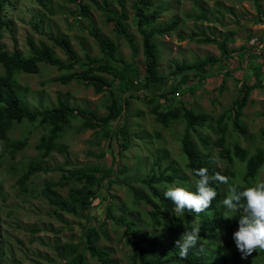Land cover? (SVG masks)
<instances>
[{
	"label": "rangeland",
	"instance_id": "374dc122",
	"mask_svg": "<svg viewBox=\"0 0 264 264\" xmlns=\"http://www.w3.org/2000/svg\"><path fill=\"white\" fill-rule=\"evenodd\" d=\"M81 1L90 6L91 17L88 20L74 14L76 5L69 0H48L47 6H43L38 0H9L0 12V49L5 48L10 52L17 49L26 54L28 37L36 43L51 44L49 34L53 33L67 36L80 57H83L85 50L96 56L99 55V48L89 33V29L96 27L101 34L113 39L119 46L118 53L125 60H129L131 51L128 44L106 22L105 14L91 0ZM121 1L128 15L126 21L128 30L134 35L138 47V54L133 61L141 62L143 60L141 36L136 29L131 6L134 0ZM258 2L264 11V0ZM154 4L167 7L159 18L160 23L168 21L173 16L181 17L175 33L157 36L161 53L159 71L163 75L172 70L174 61L191 62L208 55L218 57L220 51L215 43L198 40L204 35L219 37L227 35L230 37L227 42L229 48L243 45L259 51L262 47V43L257 45V41L264 35V22H254L257 11L253 0H154ZM111 7L118 12L122 8L119 0H111ZM202 11L205 12L207 19L194 17ZM187 14L192 16L188 17ZM40 15H43L42 27L36 29ZM177 32L182 33L184 37L181 38ZM191 34L193 38H188L187 35ZM55 51L62 59L66 58L60 48H55ZM114 65L119 70L120 82L131 91L147 93L148 89L169 85L168 80L164 83L138 84L133 68L120 63ZM214 67H211L210 71ZM224 73V70L215 71L203 80H190L184 83L170 95L171 101L182 100L195 111L206 113L210 117L208 125H215L218 115L228 108L237 96L240 85L233 78L236 74L224 76ZM238 73L243 79H255L263 84L262 87L254 88L250 92L248 103L243 109L242 121L247 128V138L232 130L230 125L226 134L230 147L238 141L251 153L257 147L264 149V66L260 59H251ZM59 74L60 70L44 63L40 64L37 73L17 74L18 84L29 107L52 106L56 103L57 96H61L69 104L87 107L98 114L106 112V105L109 102L107 92L96 94L91 87H85L76 81L67 84L53 81L52 78ZM222 78L224 83L222 90L219 91L218 85ZM160 102H163L162 98ZM150 107L151 104L143 100L135 98L129 100L125 115L131 135L129 146L117 157L118 171L111 177L112 183L105 180L98 198L93 200L89 211L90 219L104 231L99 245L110 252L111 264L137 263H133L129 257L130 248L122 239L121 227L111 219L105 218L109 202L113 205L114 215L124 214L122 211L124 209L126 215L136 220L141 234L148 233L152 228L148 223L145 203L142 200L135 201L128 191L126 182L139 189H145L141 178L152 169L159 171L154 165L158 155L164 156L161 169L169 163L178 169L175 180L159 184L161 188L177 181L181 185H192L195 181L186 167L187 159L181 149L185 123L179 119L165 127L154 119ZM80 123L79 119H73L64 128L61 141L67 143L68 149L65 152L53 151L40 160L41 170L30 176L27 192L21 191L17 179L26 170L28 163L37 157L35 144L40 134L44 132L43 126L33 125L27 121L13 124L8 132V138H27V145L13 157L6 152L5 141L0 140V264H58L56 247L62 243L80 242L79 250L83 248L85 243L83 216L57 212L40 195L45 180L59 178L60 173L54 167L63 163L65 159L79 166L106 168L110 165L113 152L115 153L117 149L112 132L119 122L117 120L111 122L104 130L86 128L78 131ZM191 136L199 150L207 154L214 165L232 171L237 169L242 174L244 164L237 158L233 165H229L219 157L218 149L213 145L216 134L209 126L198 127L196 131L191 132ZM204 137L209 142L206 148L200 141ZM184 176L186 180L182 179ZM240 179L241 177L234 176L229 182L236 183ZM258 179H264V164L258 172ZM66 189L65 186L58 188L61 194H65ZM194 224H198L197 219H194ZM165 234L161 238L162 243L172 239V235L167 231ZM232 237L224 232L219 239L224 264H264V251L259 249L247 259H242ZM85 257L90 264H101L87 252Z\"/></svg>",
	"mask_w": 264,
	"mask_h": 264
},
{
	"label": "trees",
	"instance_id": "16d2710c",
	"mask_svg": "<svg viewBox=\"0 0 264 264\" xmlns=\"http://www.w3.org/2000/svg\"><path fill=\"white\" fill-rule=\"evenodd\" d=\"M9 0H0V12ZM43 6H47L48 0H38ZM75 3V15L89 19L90 6L81 0H69ZM196 1V0H194ZM256 5L257 14L254 22H264V11L258 0H253ZM91 2L105 14L106 22L112 26L113 31L125 39L131 51V58L125 60L118 53V44L110 37L101 34L96 28L89 29L90 35L94 38L99 48V55L93 56L85 50L83 57H80L74 49L70 39L61 34H49L51 44L36 43L28 37V53L24 54L20 50L8 51L0 49V140L6 144V152L13 157L16 152L21 151L27 145V138L10 139L8 132L14 123L29 122L43 126L44 132L40 134L35 149L37 157L28 163L27 168L18 177L17 183L22 192H27L30 176L41 170L40 160L50 155L53 151L65 152L68 149L67 143L61 141L64 128L73 119L81 121L78 131L86 128L104 130L113 121L119 124L112 132L117 149L113 152L111 163L106 168H99L90 165H73L69 159L57 164L54 168L60 175L57 180L47 179L40 189V195L54 207L57 212H65L72 215L83 216V233L85 243L79 250V243L72 241L64 242L57 248L58 264H90L85 253L95 258L101 264H111L110 252L99 245V240L104 231L100 225L94 224L90 219L89 211L92 208L93 200L98 198L99 190L104 186L105 180L112 183V176L118 171L117 157L126 150L130 143V132L128 122L125 117L127 106L131 98L143 100L151 104L150 112L154 119L167 127L172 121L179 119L185 123L184 132L181 138V149L187 161L186 167L189 169L194 179V170L207 168L210 176L219 174L229 178L241 177L236 183L243 190L253 186L258 179V172L264 164V149L257 147L253 152L241 146L235 141L230 147L226 134L229 125L232 130L247 138V128L242 121L243 109L248 103L250 92L254 88L262 87L255 79H243L238 71L242 70L251 59H260L264 66V35L258 38L257 45L262 43L259 51L254 48H247L241 45L238 48H229L227 42L230 37L227 35L207 36L198 38L201 42L215 43L220 51L218 57L208 55L191 62L174 61L172 70L163 75L159 71L161 53L157 36L170 35L176 32L181 22V17L173 16L168 21L160 23L159 18L167 8L161 4H154V0H134L131 4L134 14V22L137 31L141 36L142 55L141 62L133 59L138 54V47L135 37L129 32L126 21L128 15L123 7L116 11L111 7V0H91ZM188 17L192 16L187 14ZM200 19H207L205 12L194 16ZM43 15L39 16L36 22V29L42 27ZM177 34L183 38L182 33ZM193 38V34L187 35ZM60 48L65 59H62L55 51ZM244 58V59H243ZM48 64L61 71V74L52 78L62 84L71 81L81 83L85 87H91L96 94L107 92L109 102L106 105V112L98 114L87 107H80L69 104L66 99L57 96V101L52 106L31 108L26 102V97L21 90L17 74L20 72L37 73L40 64ZM114 63L134 69L135 80L138 84L164 83L168 80V86H161L157 89H148L147 93L131 91L128 86L122 85L119 80V70ZM214 67L210 71L211 67ZM224 70V76H233L238 87L237 96L232 100L231 105L226 108L215 120V125H208L210 117L204 112H197L190 105H186L182 100L172 102L170 95L175 93L179 87L190 80H203L210 77L215 71ZM105 75L110 76L107 78ZM224 78L219 82L218 90L221 91ZM163 102H160V99ZM209 126L216 134L213 145L218 149V155L227 164L233 165L235 158L244 164L242 174L236 169H221L214 165L208 155L204 154L197 147L191 136L192 131L198 127ZM203 147L209 145L206 137L200 139ZM113 151V150H112ZM164 156L158 155L154 160V165L159 171L146 173L141 178V183L145 189H139L132 183L126 182L129 193L135 201H143L146 206L148 223L151 231L141 234L136 220L126 215L122 209V215L116 216L113 213V205L109 202L106 206L105 218L111 219L122 229V239L130 248L129 257L133 263L137 264H224L223 255L219 247L221 234L227 232L233 236L238 230V219L242 212H237L231 220L224 219L226 209L221 201L228 194V185L219 180H212L210 186L217 192L216 198L205 212L196 215L185 211L183 216L177 217L174 212L175 205L164 197L165 186L161 188L159 184L171 183L175 180L178 169L172 163L161 169ZM186 180V177H182ZM67 187L66 193L61 194L58 188ZM194 190V188H193ZM194 219L198 220L201 239L197 247L188 252L186 258L179 256V249L175 248V242L185 231H190L194 224ZM165 231L172 235V239L162 243L161 238L165 236ZM203 247V251H200ZM264 251V250H261ZM235 255V254H234ZM236 260V255L233 256Z\"/></svg>",
	"mask_w": 264,
	"mask_h": 264
},
{
	"label": "clouds",
	"instance_id": "9594fccd",
	"mask_svg": "<svg viewBox=\"0 0 264 264\" xmlns=\"http://www.w3.org/2000/svg\"><path fill=\"white\" fill-rule=\"evenodd\" d=\"M194 175L198 179L192 185H181L177 181L163 193L164 197L175 205L174 212L177 217L183 216L185 211L199 215L211 206L217 196L215 188L210 186L212 180L229 183L228 177L219 174L210 176L208 169L203 167L194 170ZM221 204L226 209L224 219L231 220L237 212H242L238 219V230L232 237L241 258L247 259L257 249L264 250V179H258L253 186L243 190L237 184L230 185ZM200 239L198 225H193L190 231H185L175 242L179 256L186 258L188 252L197 247ZM200 251H203V247Z\"/></svg>",
	"mask_w": 264,
	"mask_h": 264
}]
</instances>
